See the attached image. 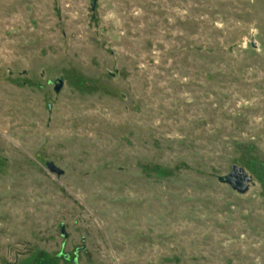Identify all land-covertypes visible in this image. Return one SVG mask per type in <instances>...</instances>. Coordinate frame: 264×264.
<instances>
[{"label": "rangeland", "instance_id": "1", "mask_svg": "<svg viewBox=\"0 0 264 264\" xmlns=\"http://www.w3.org/2000/svg\"><path fill=\"white\" fill-rule=\"evenodd\" d=\"M0 264H264V0H0Z\"/></svg>", "mask_w": 264, "mask_h": 264}, {"label": "water", "instance_id": "2", "mask_svg": "<svg viewBox=\"0 0 264 264\" xmlns=\"http://www.w3.org/2000/svg\"><path fill=\"white\" fill-rule=\"evenodd\" d=\"M97 1H94L92 4V10L96 9ZM253 47L256 48L255 42L253 43ZM64 86V79H58L57 83L55 84V92L59 93ZM52 105H48V109L51 111ZM48 170L51 173L57 174L58 176L64 175V171L60 169L58 166L55 165L54 162H47L46 164ZM223 183L229 185L233 190L237 191L240 194H246L250 189V184L252 183L253 179L248 173L241 167L233 166L231 171L228 175L221 178ZM62 236L66 238V233L64 227H62ZM66 260L70 257L68 255L64 256ZM76 262V261H75Z\"/></svg>", "mask_w": 264, "mask_h": 264}, {"label": "trees", "instance_id": "3", "mask_svg": "<svg viewBox=\"0 0 264 264\" xmlns=\"http://www.w3.org/2000/svg\"><path fill=\"white\" fill-rule=\"evenodd\" d=\"M74 261H76V260H74Z\"/></svg>", "mask_w": 264, "mask_h": 264}]
</instances>
